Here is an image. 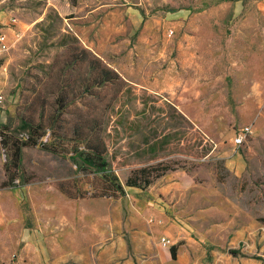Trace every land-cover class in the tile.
Instances as JSON below:
<instances>
[{
    "label": "rangeland",
    "instance_id": "1",
    "mask_svg": "<svg viewBox=\"0 0 264 264\" xmlns=\"http://www.w3.org/2000/svg\"><path fill=\"white\" fill-rule=\"evenodd\" d=\"M0 33V133L26 137L23 120L54 112L63 78L51 66L76 40L126 83L104 116L106 158L124 186L141 170L152 181L93 198L76 147L47 132L58 153L23 149L17 187H3L0 138V264H86L112 225L154 209L224 246L264 227V0H0ZM245 127L253 136L237 148ZM81 178L85 199L58 189Z\"/></svg>",
    "mask_w": 264,
    "mask_h": 264
},
{
    "label": "trees",
    "instance_id": "2",
    "mask_svg": "<svg viewBox=\"0 0 264 264\" xmlns=\"http://www.w3.org/2000/svg\"><path fill=\"white\" fill-rule=\"evenodd\" d=\"M75 42V46H69L63 56V66L57 62L51 66L53 74L63 78L62 85L57 87L59 93L54 103V112L47 118L40 114L39 118L23 120L22 128L27 133L26 137H13L8 132L0 133L1 146L9 152L11 159L5 166L7 180L3 187H17L15 183L21 176L23 149L40 147L58 153L57 148L42 141L47 132H50L55 138L63 140L59 142L60 146L69 141L76 147L73 155L75 165L81 171L92 173L88 180L92 194L80 186L85 183L86 178L59 184L60 192L69 199H85L89 194L93 198L117 199L126 194V187L150 186L151 174L141 170L138 172L139 178H130L124 186L112 169L106 158L107 146L102 137L104 116L117 104L126 83L101 58L83 48L76 40ZM87 98L95 99V104L86 101ZM79 105L85 110L82 111ZM70 107L75 108L73 121L63 126L65 121L61 117ZM61 130H64V134H61ZM171 251L175 259L176 248L173 247ZM230 253L237 255L235 251Z\"/></svg>",
    "mask_w": 264,
    "mask_h": 264
},
{
    "label": "crops",
    "instance_id": "3",
    "mask_svg": "<svg viewBox=\"0 0 264 264\" xmlns=\"http://www.w3.org/2000/svg\"><path fill=\"white\" fill-rule=\"evenodd\" d=\"M175 177L181 180V174ZM191 181L183 176L184 185ZM178 185L184 190L180 182ZM146 217H154L155 223L148 224ZM111 227L114 233L106 236L109 240L87 258L86 264H264V227L257 224L238 229L228 251L222 250L219 240L198 237L189 224L168 219L160 209L147 211L133 223ZM163 237L171 239L173 246L162 244Z\"/></svg>",
    "mask_w": 264,
    "mask_h": 264
},
{
    "label": "built area",
    "instance_id": "4",
    "mask_svg": "<svg viewBox=\"0 0 264 264\" xmlns=\"http://www.w3.org/2000/svg\"><path fill=\"white\" fill-rule=\"evenodd\" d=\"M12 23H16V20H12ZM0 45H2L1 47H2L3 51H8L9 45H8L7 37L2 33H0ZM0 99H2L1 96H0ZM252 136H253L252 127L242 128L239 131V133L237 134V136H235V138L233 140V145L238 148V147L242 146ZM161 243L162 244L164 243V245L168 246V247L173 246L171 239L166 238V237H163L161 239Z\"/></svg>",
    "mask_w": 264,
    "mask_h": 264
}]
</instances>
